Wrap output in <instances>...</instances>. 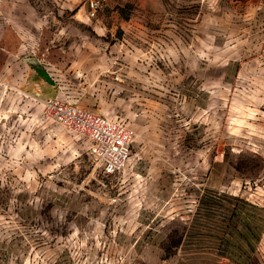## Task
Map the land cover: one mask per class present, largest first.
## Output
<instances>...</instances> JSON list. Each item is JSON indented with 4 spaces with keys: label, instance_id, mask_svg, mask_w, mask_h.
<instances>
[{
    "label": "rangeland",
    "instance_id": "1",
    "mask_svg": "<svg viewBox=\"0 0 264 264\" xmlns=\"http://www.w3.org/2000/svg\"><path fill=\"white\" fill-rule=\"evenodd\" d=\"M0 264H264V0H0Z\"/></svg>",
    "mask_w": 264,
    "mask_h": 264
},
{
    "label": "built area",
    "instance_id": "2",
    "mask_svg": "<svg viewBox=\"0 0 264 264\" xmlns=\"http://www.w3.org/2000/svg\"><path fill=\"white\" fill-rule=\"evenodd\" d=\"M87 1L92 15L106 2ZM48 106L62 124L84 133L93 141V152L106 174L118 172L127 163L131 155L132 132L126 125L90 109L58 99L48 101Z\"/></svg>",
    "mask_w": 264,
    "mask_h": 264
}]
</instances>
